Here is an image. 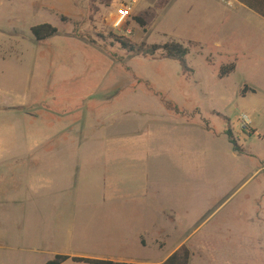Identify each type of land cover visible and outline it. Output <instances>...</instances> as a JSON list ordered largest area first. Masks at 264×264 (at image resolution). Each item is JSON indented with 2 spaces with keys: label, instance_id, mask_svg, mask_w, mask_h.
Here are the masks:
<instances>
[{
  "label": "rangeland",
  "instance_id": "obj_1",
  "mask_svg": "<svg viewBox=\"0 0 264 264\" xmlns=\"http://www.w3.org/2000/svg\"><path fill=\"white\" fill-rule=\"evenodd\" d=\"M129 1L0 0V158L24 160L0 167V264L183 246L190 264H264V34L233 0ZM42 24L58 33L38 42Z\"/></svg>",
  "mask_w": 264,
  "mask_h": 264
},
{
  "label": "trees",
  "instance_id": "obj_2",
  "mask_svg": "<svg viewBox=\"0 0 264 264\" xmlns=\"http://www.w3.org/2000/svg\"><path fill=\"white\" fill-rule=\"evenodd\" d=\"M239 2L246 6L248 9L254 11L255 13L264 18V0H239ZM136 20L139 24L142 25V27H144V23L142 20ZM57 33L58 29L50 24H42L32 28V34L38 42L47 41L48 39L54 37ZM119 43L123 46L125 50L131 53H143V55L149 57H154L157 55L158 52H162L168 59L186 62V57L189 55V49L183 44L175 41L164 45H152L149 48L143 50H138L136 46L131 45V43L125 38H119ZM235 70V64L226 66L222 69L221 77L224 78ZM249 91L250 89L246 87L243 90V94L245 95ZM228 136L230 143L233 144L235 147V151H239L237 142L234 140L232 131H228ZM191 259V251L186 246H183L162 264H190ZM68 261H73L75 263L82 264H135L126 262H116L111 260L93 259L87 257H73L67 255H57L53 260L47 262L46 264H64Z\"/></svg>",
  "mask_w": 264,
  "mask_h": 264
},
{
  "label": "crops",
  "instance_id": "obj_3",
  "mask_svg": "<svg viewBox=\"0 0 264 264\" xmlns=\"http://www.w3.org/2000/svg\"><path fill=\"white\" fill-rule=\"evenodd\" d=\"M235 3H237L238 5L236 6L237 8H244V9H248L246 6H244L243 4H241L239 2V0H233ZM250 11V14H248L247 16L250 17L253 21H255V23L258 25V30L261 31L264 34V18L261 17L260 15H258L257 13H255L254 11L248 9ZM25 158L27 163H40L41 158L38 156H30ZM49 159V158H48ZM23 158L21 157H10V158H0V167L2 166V164H9V163H17V162H23ZM62 163V164H69L71 162H75V163H82V157H78L75 160H71V158H59L57 160L56 163ZM80 169L82 168V166L80 165L79 167ZM66 169L69 171V166L66 167ZM4 175L3 173L0 172V187L2 185V181L4 180ZM0 190L4 191L5 193H3L2 195L6 194V190L3 188H0ZM9 191V190H8ZM11 195L17 196V195H21V191L17 190L15 188H12V190L9 191ZM1 195V194H0ZM18 199L16 197L11 198L9 201L11 202L10 204H16V201ZM7 199L5 198V196L0 197V210H4L6 205H7ZM5 220V218H4ZM4 236L2 234H0V238H3ZM89 258V257H87ZM94 259V258H93Z\"/></svg>",
  "mask_w": 264,
  "mask_h": 264
},
{
  "label": "built area",
  "instance_id": "obj_4",
  "mask_svg": "<svg viewBox=\"0 0 264 264\" xmlns=\"http://www.w3.org/2000/svg\"><path fill=\"white\" fill-rule=\"evenodd\" d=\"M139 0H130L126 5H125V10L123 13L125 15H129L133 11V6L138 3ZM126 17H123L122 15L118 14V24L124 23Z\"/></svg>",
  "mask_w": 264,
  "mask_h": 264
}]
</instances>
